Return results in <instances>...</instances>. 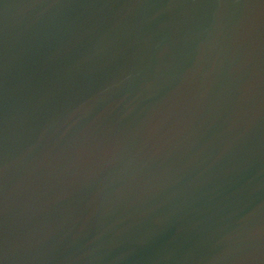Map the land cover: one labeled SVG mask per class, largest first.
<instances>
[{"label":"water","instance_id":"1","mask_svg":"<svg viewBox=\"0 0 264 264\" xmlns=\"http://www.w3.org/2000/svg\"><path fill=\"white\" fill-rule=\"evenodd\" d=\"M0 264H264V0H0Z\"/></svg>","mask_w":264,"mask_h":264}]
</instances>
